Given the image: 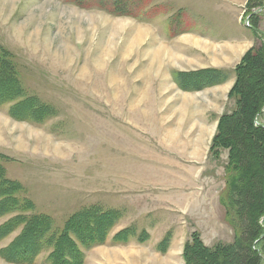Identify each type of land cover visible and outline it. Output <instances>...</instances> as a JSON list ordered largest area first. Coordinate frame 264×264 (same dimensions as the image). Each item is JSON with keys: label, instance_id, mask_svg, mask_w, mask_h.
<instances>
[{"label": "rangeland", "instance_id": "1", "mask_svg": "<svg viewBox=\"0 0 264 264\" xmlns=\"http://www.w3.org/2000/svg\"><path fill=\"white\" fill-rule=\"evenodd\" d=\"M261 47L264 0H0V79L15 96L0 106L5 177L54 236L79 214L112 217L98 245H78L84 264H186L195 238L233 243L229 151L211 146L237 67ZM23 212L0 218V264H26L9 248Z\"/></svg>", "mask_w": 264, "mask_h": 264}, {"label": "trees", "instance_id": "2", "mask_svg": "<svg viewBox=\"0 0 264 264\" xmlns=\"http://www.w3.org/2000/svg\"><path fill=\"white\" fill-rule=\"evenodd\" d=\"M6 65H9L7 59H0V70H6ZM8 83L9 79L3 74L0 106L15 99L7 90ZM14 83L19 97L21 91L16 80ZM231 97L235 100V110L221 118L211 151H229L227 190L221 203L227 221L235 231L234 241L207 248L195 238L185 247L186 264H264V47L252 49L244 56L236 69ZM22 110L24 107L19 103L11 112ZM3 168L0 165V218L14 215V209L24 211L16 217L22 219L18 222L23 223L24 230L16 243L9 247L20 262H33L42 247L53 245L55 249L49 257L51 264H84L82 248L79 249L78 245L87 249L98 245L97 238L103 236L99 228L105 227L106 236L115 225L110 215H102L96 222H104L96 226L92 221L94 214L99 213L89 212L74 216L60 235H52L49 233L51 225L53 227L50 218L30 214L33 205L20 200L18 184L5 177ZM19 223L9 221L4 227L15 228ZM47 234L54 241L48 242ZM84 235H88L90 242L84 241Z\"/></svg>", "mask_w": 264, "mask_h": 264}, {"label": "crops", "instance_id": "3", "mask_svg": "<svg viewBox=\"0 0 264 264\" xmlns=\"http://www.w3.org/2000/svg\"><path fill=\"white\" fill-rule=\"evenodd\" d=\"M203 145H205V146H206L207 144H206V143H204ZM205 149H207V147H206V148H205V147H203V148H202V150H205ZM197 150H200V149H197ZM143 246L145 247V245H143ZM171 250H172V249H171ZM171 250H170V251H171ZM156 253H157V251H156V250H155V251H153V255H157ZM171 253H172V252H170V254H169V255H172Z\"/></svg>", "mask_w": 264, "mask_h": 264}]
</instances>
